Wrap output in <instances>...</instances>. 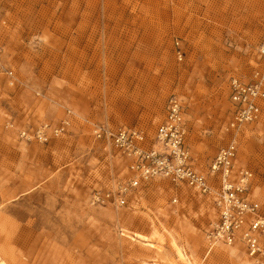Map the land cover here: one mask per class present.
<instances>
[{
    "label": "rangeland",
    "instance_id": "374dc122",
    "mask_svg": "<svg viewBox=\"0 0 264 264\" xmlns=\"http://www.w3.org/2000/svg\"><path fill=\"white\" fill-rule=\"evenodd\" d=\"M0 39L17 81L0 74V264H183L169 239L155 249L152 220L191 264H255L242 246H210L212 202L167 180L124 208L93 205L128 170L92 128H137L151 142L177 95L196 166L206 171L236 135L264 210V102L258 121L227 131L230 79L263 69L264 0H0ZM69 112L60 138L18 135Z\"/></svg>",
    "mask_w": 264,
    "mask_h": 264
},
{
    "label": "built area",
    "instance_id": "2783aa9c",
    "mask_svg": "<svg viewBox=\"0 0 264 264\" xmlns=\"http://www.w3.org/2000/svg\"><path fill=\"white\" fill-rule=\"evenodd\" d=\"M181 58V54L179 52ZM263 69L250 81L232 77L229 82L232 119L227 131L236 132L247 123L260 119L264 102V40L259 47ZM0 74L15 85V71L5 63V47L0 39ZM70 112L56 126L42 124L37 128L21 129L25 141L48 143L69 131ZM188 125L185 106L177 95H171L165 117L157 127L151 142L145 132L137 128L112 127L95 124L92 134L96 141L110 146L127 163L128 176L112 188L95 190L91 202L97 206L124 208L130 196L144 184L157 179L169 181L175 188H186L211 201L216 220L210 225L206 239L210 246L240 244L255 264H264V210L252 199L253 173L238 164L239 145L236 135L220 149L206 171L197 169L187 145ZM172 203H178L173 198Z\"/></svg>",
    "mask_w": 264,
    "mask_h": 264
},
{
    "label": "bare ground",
    "instance_id": "6f19581e",
    "mask_svg": "<svg viewBox=\"0 0 264 264\" xmlns=\"http://www.w3.org/2000/svg\"><path fill=\"white\" fill-rule=\"evenodd\" d=\"M238 164L240 166L239 152H238ZM240 167H242V166H240ZM242 168H245V167H242ZM251 197H252V199H255L254 196L251 195ZM157 221H158V223L155 222L154 220H152V228H153V236L159 245H157V247L155 248V246H156L155 243L147 242L148 245H150L151 247H154L155 249L161 251L162 250L161 245L164 243L165 239L167 238L170 240L172 249L175 252L176 256L178 257L179 261L182 262L183 264H191V262L186 257L185 253L181 250L180 246L178 245L175 237L167 230V228L164 227L163 223L160 220H157ZM139 238L140 239L142 238L141 235H139ZM237 245L241 247L240 244H236L234 246H227V248H237L236 247Z\"/></svg>",
    "mask_w": 264,
    "mask_h": 264
},
{
    "label": "crops",
    "instance_id": "0c3cea01",
    "mask_svg": "<svg viewBox=\"0 0 264 264\" xmlns=\"http://www.w3.org/2000/svg\"><path fill=\"white\" fill-rule=\"evenodd\" d=\"M212 160H213V159H212ZM195 165H196V164H195ZM240 166H241V165H240ZM196 167H197V166H196ZM242 167H243V166H242ZM197 169H199V170H201V171H204L203 169H201V168H198V167H197Z\"/></svg>",
    "mask_w": 264,
    "mask_h": 264
}]
</instances>
